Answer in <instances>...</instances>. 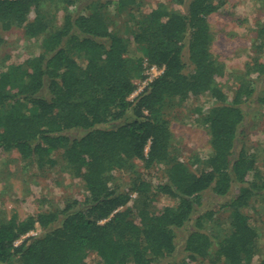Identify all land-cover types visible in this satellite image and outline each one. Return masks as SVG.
<instances>
[{"label": "trees", "instance_id": "trees-1", "mask_svg": "<svg viewBox=\"0 0 264 264\" xmlns=\"http://www.w3.org/2000/svg\"><path fill=\"white\" fill-rule=\"evenodd\" d=\"M112 1L119 12L137 4ZM62 2L65 16L56 23L48 0H0V30L24 27L38 42V51L22 64L0 71V151L16 150L42 172L58 166L54 154L62 151L66 169L83 179L89 195L62 211L0 222V264H88L90 253L103 264H176L166 258L177 249V231L190 224L185 241L190 261L256 264L260 234L244 209L264 183L256 160L239 148V135L243 106L264 108V92L255 99L256 81L244 79L229 102L221 89L218 79L226 66L211 52L208 21L219 9L216 0H190L186 13L160 4L134 23L129 38L111 31L99 2L88 13L71 12L74 0ZM147 66L164 71L130 100ZM257 71L264 77V63ZM206 93L217 103L204 119L212 153L195 174L172 153L163 111L170 100ZM72 131L84 134L73 139L67 135ZM137 161L144 169L163 168L165 182L152 186L141 179ZM115 171L133 173L132 188L114 189ZM208 190L218 199L231 198V233L223 238L207 227L218 209L196 216ZM160 194L175 204L156 212ZM37 228L40 237L16 245Z\"/></svg>", "mask_w": 264, "mask_h": 264}, {"label": "rangeland", "instance_id": "rangeland-1", "mask_svg": "<svg viewBox=\"0 0 264 264\" xmlns=\"http://www.w3.org/2000/svg\"><path fill=\"white\" fill-rule=\"evenodd\" d=\"M63 0H48V10L56 23H62L65 13ZM77 9L88 13V6L99 2L103 5L105 14L112 32L126 38L130 37L131 29L139 18L150 13L158 5L164 4L169 10L186 13L190 0H184L178 5L175 0H137L132 10L119 12L112 0H74ZM219 6L217 12L209 18L212 33L211 52L214 58L226 66V73L218 79V83L226 94L228 101L232 102L241 80L256 81L258 94L264 92V77L260 79L257 67L264 63V0H216ZM35 13L29 17L33 20ZM0 71L23 63L27 54L38 51V42L25 35L24 27L15 26L9 31L0 30ZM145 80L135 81L137 89L143 87ZM135 97L131 96L130 100ZM217 103L209 93L189 100L173 99L166 104L163 114L168 120L173 134L172 153L184 162L191 172L200 174L206 165V160L212 153L210 133L204 119L206 114ZM245 121L240 129L239 148L246 150L249 156L256 160V172L262 177L264 183V108L256 103H247L243 106ZM82 131L68 132V136L79 138ZM62 151L54 156L58 166L53 170L39 171L32 159H22L16 150L10 152L0 151V222L10 220L13 216L24 220L40 212L62 211L74 202H81L88 197L84 181L74 176L66 167L62 158ZM137 171L141 179L157 186L166 180L165 170L161 167L144 169L140 161L136 162ZM134 174L125 171H115L111 186L114 189L129 190L132 188ZM237 193L234 188L233 195ZM202 207L196 216L205 210H219L214 221L207 224L213 227V234L220 238L231 233L229 217L231 198L218 199L212 191L202 194ZM133 199L136 196L133 195ZM133 202L130 206L133 207ZM175 201L167 195H158L154 210L160 212L165 206L174 205ZM134 210V208H132ZM244 213L249 217L251 224L260 234V253L256 264L264 259V190L252 197ZM193 224L177 231L174 254L166 261L176 264H225L223 261L214 263L209 257L198 261H190L185 252V241L192 231ZM43 231L37 228L21 240L40 237ZM216 249V246L214 250ZM88 264H103L95 254L90 253ZM14 264H21L15 261Z\"/></svg>", "mask_w": 264, "mask_h": 264}, {"label": "built area", "instance_id": "built-area-1", "mask_svg": "<svg viewBox=\"0 0 264 264\" xmlns=\"http://www.w3.org/2000/svg\"><path fill=\"white\" fill-rule=\"evenodd\" d=\"M146 79L145 81L143 82V87L140 88V89H137L135 91V93L132 95L134 96L135 98L137 96H139L140 94H142L149 86V84L155 79L157 78L159 75H161L164 71V68H159V67H156V66H147L146 67ZM29 236V235H28ZM25 238V237H24ZM21 241H19L18 243H16V245H19Z\"/></svg>", "mask_w": 264, "mask_h": 264}]
</instances>
